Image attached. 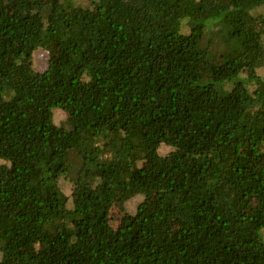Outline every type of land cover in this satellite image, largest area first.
<instances>
[{
  "label": "trees",
  "instance_id": "16d2710c",
  "mask_svg": "<svg viewBox=\"0 0 264 264\" xmlns=\"http://www.w3.org/2000/svg\"><path fill=\"white\" fill-rule=\"evenodd\" d=\"M0 264H264V0H0Z\"/></svg>",
  "mask_w": 264,
  "mask_h": 264
}]
</instances>
